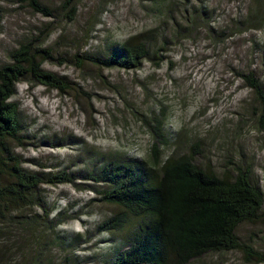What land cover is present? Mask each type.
<instances>
[{
	"label": "rangeland",
	"instance_id": "1",
	"mask_svg": "<svg viewBox=\"0 0 264 264\" xmlns=\"http://www.w3.org/2000/svg\"><path fill=\"white\" fill-rule=\"evenodd\" d=\"M43 6L52 16L21 0H0V67L19 46L40 45L51 56L42 69L63 78L66 87L60 92L25 80L16 86L13 101L26 130L22 144L11 147L34 162L26 169L82 179L109 158L147 160L154 142L147 121L157 118L168 140L163 160L193 152L198 166L219 176L249 168L252 183L264 191V130L253 95L237 76L251 72L264 85V0H43ZM134 36L146 39L150 53L139 70L104 69L86 59L106 56L113 44ZM86 186L41 187L51 216L65 219L57 232L69 242L81 236L80 245H66L65 253L56 249L53 256L107 264L128 246L133 220L98 233L119 209L91 201L97 196ZM237 234L241 244L264 255V215ZM5 258L0 264L22 262L15 250ZM190 264L264 262L237 250Z\"/></svg>",
	"mask_w": 264,
	"mask_h": 264
},
{
	"label": "trees",
	"instance_id": "2",
	"mask_svg": "<svg viewBox=\"0 0 264 264\" xmlns=\"http://www.w3.org/2000/svg\"><path fill=\"white\" fill-rule=\"evenodd\" d=\"M21 1L37 14L52 16L43 0ZM74 58L81 67L78 56ZM50 59L49 50L26 43L0 67V225L4 226L0 259L15 250L22 259L19 264H78L79 258L72 254L53 256L56 249L65 253L66 245H80L81 236L76 234L69 242L67 235L57 232L65 219L61 214L51 216L41 187L80 181L101 187L86 186L97 196L91 201L119 209L97 227L98 233L118 231L133 220L128 246L112 253L107 264H190L208 254L237 250L264 262V255L241 244L237 234L240 226L258 223L264 215V191L252 183L250 169L240 166L219 176L198 166L193 152L163 160L161 148L168 140L157 118L152 124L147 121L154 136L147 160L109 158L82 179L67 172L50 175L26 169L24 165L30 162L11 147V143L22 144L21 134L26 130L13 98L17 84L24 80L64 91L63 78L42 69ZM86 59L104 69L134 71L150 60V53L146 39L134 36L113 44L106 56ZM237 76L252 93L264 130V85L251 72Z\"/></svg>",
	"mask_w": 264,
	"mask_h": 264
}]
</instances>
